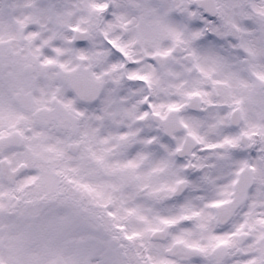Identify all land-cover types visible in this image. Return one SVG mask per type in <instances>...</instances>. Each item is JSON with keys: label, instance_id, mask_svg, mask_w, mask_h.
<instances>
[{"label": "snow or ice", "instance_id": "1", "mask_svg": "<svg viewBox=\"0 0 264 264\" xmlns=\"http://www.w3.org/2000/svg\"><path fill=\"white\" fill-rule=\"evenodd\" d=\"M0 264H264V0H0Z\"/></svg>", "mask_w": 264, "mask_h": 264}]
</instances>
